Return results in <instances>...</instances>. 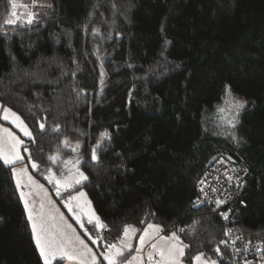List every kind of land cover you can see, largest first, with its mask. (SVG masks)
<instances>
[{"label": "trees", "instance_id": "trees-1", "mask_svg": "<svg viewBox=\"0 0 264 264\" xmlns=\"http://www.w3.org/2000/svg\"><path fill=\"white\" fill-rule=\"evenodd\" d=\"M48 4L36 24L0 32V103L33 132L35 142L26 144L36 174L58 169L73 152L68 161L80 158L88 180L67 195L84 189L116 243L125 224L142 230L153 223L170 234L196 218L194 234L180 233L190 245L184 262L204 252L218 264H236L227 246L219 245L222 259L214 251L227 240L223 218L209 204L192 210L191 203L211 157L229 155L248 169L233 223L248 238L264 236V0ZM10 9L0 0V23ZM226 86L248 101L235 129L239 144L219 111ZM74 88L84 94L78 98ZM30 105L49 111L32 107V115ZM56 123L61 130L51 132ZM105 130L111 140L94 164L91 148ZM0 264H43L10 167H0Z\"/></svg>", "mask_w": 264, "mask_h": 264}, {"label": "snow or ice", "instance_id": "snow-or-ice-1", "mask_svg": "<svg viewBox=\"0 0 264 264\" xmlns=\"http://www.w3.org/2000/svg\"><path fill=\"white\" fill-rule=\"evenodd\" d=\"M34 6L51 8V4H40L39 0H31V5L23 2V0L19 3H17L16 0H9L11 11L5 17L3 23H0V32L7 35L5 25H19L20 27L32 26L41 20L42 17L47 16V13H40L33 10ZM18 9H23V11H18ZM90 15H94V13H90ZM92 32L93 35H99L100 30L94 28ZM102 67L103 65H101V68ZM73 76H75V73H73ZM100 76L103 78L105 73L101 71ZM101 83H103V80H101ZM73 91L76 92L78 98L84 94V90L82 89L77 90L74 88ZM225 91L231 97L228 109L230 115L226 118V124L229 128L228 134L234 143L239 144L241 138L236 136L235 129L239 123L238 117L240 112L242 109H245L248 101L231 96V89L228 86L225 87ZM36 95L39 96L40 94L36 93ZM32 107H39L41 111H49L42 105H30L28 106V110L32 115H35V113L31 112ZM219 111L223 113L226 109L221 108ZM42 119L46 121L47 116ZM0 120L10 122L23 133V136L28 137L31 141L35 142L33 132L24 120L11 108L2 104H0ZM37 124L41 132L48 130L46 129L45 122L38 120ZM50 130L51 132H59L61 130V125L56 123ZM105 140H111V133L107 130L100 133L97 143L91 148V162L94 164L100 163L99 152L104 150ZM61 143L67 146L68 140L65 139L61 141ZM21 146H23V151L25 153H29V161H32L30 148L25 141L17 136L10 128L4 127L0 124V161H2L0 167H10L18 189L21 187L22 177L25 175L27 176L30 185H33L38 189H43V185L38 184L33 177L28 174L27 166L23 168L15 167L17 162H22L25 159L21 154ZM79 146L80 144L77 142L73 150H78ZM48 159L55 162L57 161L58 156H49ZM230 161H232L231 156H214L209 160V165L214 163L227 165ZM80 163V158L71 161H64L65 166L69 164L71 165V167L68 168L67 176L62 175L61 177H57L51 169L48 170L49 175L45 178L48 183L54 186L55 194L57 196H60L62 192H65L68 189L75 188L76 185L82 184L83 181L88 180V176L79 168ZM31 167L36 169L39 165L32 161ZM215 171L219 174L213 176L212 180H209V177L212 176V173L209 171H205L197 180V187L202 195H198L197 198L192 201V210H198L205 203L213 202L208 194V190L213 193L221 192V188L214 186L213 181H215L216 184H219L221 177H223L226 184L235 183L237 186H243L244 184L243 178L240 175L235 174L239 171L235 167L229 170L225 166L223 172H220L219 169H215ZM243 171L247 173V169H244ZM26 195L30 196L32 193L29 192L25 194L24 192H21L20 196L21 199H24L25 209L28 211L27 218L31 222L33 238L36 247L39 249L40 257L43 259V264H53V261L58 258H66L68 261H79V264H102V261L107 262V264H184L186 249H190V245L184 243L181 239L180 233L185 235L194 234L197 226L200 224L199 219L194 218L191 225H186L171 231V234L168 236L159 235L163 229L157 224L147 223V226L142 230L133 225L125 224L122 228V236L119 238V243L107 242L105 236L101 235L99 232H96L95 237L93 238L89 229L85 226L86 219V223L92 225L93 229L108 230L109 228V226L102 221L101 217L91 208V201L87 199V194L83 191H78L75 195H69L68 198L63 201V206L72 213V218L75 223L83 230L92 245H97L98 241L104 242L102 245L104 250L96 252L93 251V248L86 243L85 239L76 232L73 225L68 223L64 218L63 213H59V210L55 208L54 202L48 198L46 189L44 190L38 212L34 211V208H29V202L25 198ZM230 198V195L225 198H220L218 196L214 201L216 208L212 209V211L216 212L222 205H227ZM45 199L48 200V203L53 205L52 208H46ZM231 211L232 209L220 211L219 216L224 220H228ZM57 213H59V221L61 223H57ZM151 215H155V213H152ZM140 223L145 224L146 221L141 220ZM138 232L140 233L138 243L134 246L132 238L135 237ZM231 233V228L224 230L225 236H230ZM158 235L159 239L156 242H153ZM240 239H242V236L236 237V240ZM209 242L211 243L212 241ZM231 243L234 245L235 240ZM228 244V240H220L214 248V251L221 259L223 256L219 245L228 246ZM250 244L251 241H248L244 244V248L247 249ZM262 245H264V242H261V244H258L255 247L256 253L260 256V264H264V246ZM97 246L99 247V245ZM146 246L150 250L145 254L144 249ZM234 251L240 253L241 249L237 247ZM190 261L191 264H218V260L207 257L204 252H200L191 257ZM244 264H252V262L245 260Z\"/></svg>", "mask_w": 264, "mask_h": 264}, {"label": "rangeland", "instance_id": "rangeland-1", "mask_svg": "<svg viewBox=\"0 0 264 264\" xmlns=\"http://www.w3.org/2000/svg\"><path fill=\"white\" fill-rule=\"evenodd\" d=\"M16 2L19 3V2H21V0H16ZM23 2L29 3L31 5V0H23ZM39 3L40 4H48V0H39ZM33 10H35L37 12H40V13H47L49 11V8L48 7L41 8V7H38V6H34ZM18 11H23V9H18ZM231 96L236 97L233 94H231ZM230 99H231V97L228 94H226V97L223 100V105L221 106V108L226 109V111L222 113L225 118L229 117V115H230V112L228 111V109H229V100ZM0 124H2L4 127L10 128L17 136H19L21 139H23L25 141V143H26V140H27L28 137L23 136V133L20 132V130L17 129L14 125H12L10 122H6V121L0 120ZM20 150H21V154L25 157V159L22 162H17L15 167L23 168V167L27 166L28 174H30L33 177V179L38 184L43 185V189H38L35 186L30 185L28 183L26 175L22 177V184H21V187L18 189V191H19V193L24 192L25 194H27L29 192L32 193V195H30V196L26 195V197H25L28 200V202H29V208L30 209L34 208V211H37V212L39 211V205H40L41 199L43 197L44 190L46 189L47 190V194H48V198H50V200L52 202H54L55 208H57L59 210V213H63L64 218L68 221V223H71L73 225V227L76 229V232L79 233L81 235V237L85 239L86 243H88L89 246L93 248V251H96V252L103 251L104 249H103L102 245H103L104 242L98 241L97 245H99V247L97 245H92L91 242L87 239V236L85 235L83 230L80 229L79 226L75 223L74 219L72 218V213L69 212L68 209L63 206V201H65L68 198V196H69V195H67V192L69 190H71V189H68L67 191L62 192V194L60 196H57L55 194L54 186L52 184L48 183L47 179L45 178L47 175H49V172H46L45 173L46 175H42V174L38 175V174H36L35 171L38 168L34 169V168L31 167L32 161H29V159L27 160L26 155L28 153H25L23 151V146H21ZM74 155L75 154L73 152H71L70 154H65V158L63 159L61 166L58 169L52 168L51 169L52 172H54L57 177H61L62 175L63 176H67L68 175V168H70V166H68V165L65 166L64 165V161H68V159L74 158ZM40 175H42V176L40 177ZM14 180H15V178H14ZM77 186L78 185H76L75 187H77ZM78 191H83V192H85L87 194V192L84 189H81V190H78ZM78 191H75V192H73L70 195H75L76 192H78ZM87 199L90 200L88 194H87ZM22 202H23V205L25 207L24 199H22ZM45 206H46V208H52L53 207L52 204L48 203L47 199H45ZM91 208L96 212V210H95V208H94V206L92 204V201H91ZM59 213H57V223H61L59 221ZM26 214H27V217H28V211L27 210H26ZM30 225H31V222H30ZM85 226L89 229V232L92 234V236L94 238L96 233H94L92 230H90V227L92 228V225H88L86 223V219H85ZM96 232L100 233L101 230L100 231L97 230ZM132 240H133V238H132ZM34 242H35V240H34ZM110 242L116 243L114 241V238ZM59 260H61V262H60L61 264H79V261H68L66 258H64V259L58 258L57 260L53 261V264L55 262L59 261ZM101 261H102V258H101ZM102 264H107V262L102 261ZM184 264H188V263L184 262Z\"/></svg>", "mask_w": 264, "mask_h": 264}, {"label": "built area", "instance_id": "built-area-1", "mask_svg": "<svg viewBox=\"0 0 264 264\" xmlns=\"http://www.w3.org/2000/svg\"><path fill=\"white\" fill-rule=\"evenodd\" d=\"M227 167L229 170H231L233 167L238 169V174L240 175L244 182L246 180L247 174H248V169L245 165H243L241 162H236L235 160L232 159L227 165H221L218 163H215V165L211 168H208L207 171L212 173V176L209 177V180H212V177L215 175H218L219 173L215 171V169H219L220 172H223L224 167ZM247 169V173H245L243 170ZM232 174V173H230ZM214 186L221 188V192L213 193L210 190H208L209 196L212 198L213 202L212 203H206L209 204L210 206L216 208V205L214 203L215 199L219 196L220 198H225L230 195V200L227 203V205H222L220 209L217 211L218 213L220 211H227L228 209H232V211L229 213V219L224 220L226 224V229L231 228L232 233L230 236H227V240L229 241L228 244V249L232 253L233 257L235 258V263L236 264H244L245 260L251 261L252 264H260V256L256 253L255 247L258 244H261V242H264V236L263 237H258L256 239L253 238H248L244 234H242L237 226L234 224V215H235V199H236V193L239 191L241 192L242 186H237L235 183L233 184H226L223 180V177H221L220 183L216 184L215 181H213ZM226 189V190H225ZM202 195V194H201ZM234 222V223H233ZM101 235L105 236V240L108 242L113 240V234L111 230L108 228V230H101L100 232ZM242 236V239L236 240V237ZM235 240V244L233 245L231 242ZM248 241H251V244L248 246L247 249L244 248V244H246ZM264 246V245H262ZM240 248L241 252L236 253L234 251L235 248Z\"/></svg>", "mask_w": 264, "mask_h": 264}, {"label": "crops", "instance_id": "crops-1", "mask_svg": "<svg viewBox=\"0 0 264 264\" xmlns=\"http://www.w3.org/2000/svg\"><path fill=\"white\" fill-rule=\"evenodd\" d=\"M153 224V223H152ZM171 234V233H170ZM170 234H166L163 231L161 233H159V235H163V236H168ZM159 235L155 237V239L153 240V242H156L159 239ZM138 243V240H137ZM150 249L146 246L144 249V253L146 254Z\"/></svg>", "mask_w": 264, "mask_h": 264}, {"label": "water", "instance_id": "water-1", "mask_svg": "<svg viewBox=\"0 0 264 264\" xmlns=\"http://www.w3.org/2000/svg\"><path fill=\"white\" fill-rule=\"evenodd\" d=\"M214 156H216V157H220V156H225V157H227V156H229V155H226V154H222V153H219V154H216V155H214ZM213 156V157H214ZM212 158V157H211ZM211 160V159H210ZM211 165H209V162H208V165H207V167L209 168Z\"/></svg>", "mask_w": 264, "mask_h": 264}, {"label": "bare ground", "instance_id": "bare-ground-1", "mask_svg": "<svg viewBox=\"0 0 264 264\" xmlns=\"http://www.w3.org/2000/svg\"><path fill=\"white\" fill-rule=\"evenodd\" d=\"M215 165V163L214 164H212L209 168H211V167H213Z\"/></svg>", "mask_w": 264, "mask_h": 264}]
</instances>
